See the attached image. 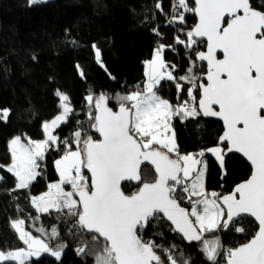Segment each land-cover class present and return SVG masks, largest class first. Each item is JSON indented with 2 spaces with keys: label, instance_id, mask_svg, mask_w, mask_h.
<instances>
[{
  "label": "snow or ice",
  "instance_id": "1",
  "mask_svg": "<svg viewBox=\"0 0 264 264\" xmlns=\"http://www.w3.org/2000/svg\"><path fill=\"white\" fill-rule=\"evenodd\" d=\"M156 8L163 11L160 3ZM172 8L169 24L185 25L187 13L197 22L186 32L178 30L184 38L177 35L175 44H159L144 61L143 88L117 95L116 111L105 94L87 95L90 128L98 138L81 130L71 139L55 134L74 111L69 96L57 90L61 111L42 124L44 138H12L10 163L0 169L15 177L14 190L29 189L41 177V161L49 151L62 152L54 161L58 180L31 196V204L37 213L67 210L77 218L75 226L93 234L92 241L100 244L102 238L96 264H178L170 249H163L162 259L157 252L161 245L145 239L152 222L161 219L183 239L202 242L211 264H218L222 250L224 264H264V2L257 8L253 0H174ZM175 45L192 53L184 75H175L177 66L164 59L166 48L175 50ZM100 55L96 49L98 62ZM198 62L206 63L200 74ZM162 81L175 84L177 103L158 95ZM9 115V109H0V120ZM200 116L221 120L223 134L214 147L181 154L172 120ZM206 152L215 157L224 177L228 154H242L250 162V175L226 195L209 192ZM145 166L153 171L151 180L142 174ZM133 181L136 190L126 193L125 182ZM185 200L190 207L182 206ZM242 216L254 218L257 225L246 243L222 249L219 237L204 239L205 233L229 230ZM11 227L24 247L0 248V264H34L32 258L44 254L61 260L66 245L52 247L49 242L60 235L56 226L50 234L37 229L48 240L27 231L22 219ZM77 253L85 254V248Z\"/></svg>",
  "mask_w": 264,
  "mask_h": 264
},
{
  "label": "trees",
  "instance_id": "2",
  "mask_svg": "<svg viewBox=\"0 0 264 264\" xmlns=\"http://www.w3.org/2000/svg\"><path fill=\"white\" fill-rule=\"evenodd\" d=\"M262 2L253 0V6L259 8ZM157 3L163 11L156 8ZM173 3L174 0H46L29 4V0H0V109L10 110L7 121L0 120V164L10 160L8 142L14 135L43 136L42 122L60 111L57 90L69 96L74 110L56 130L61 140L71 139L76 130L98 138L90 128L86 96L105 94L109 106L116 109L117 95H127L138 86L142 88L144 61L159 44H175L177 35L184 38L179 29L186 32L195 24L192 13L186 14L185 25L169 24ZM96 49L101 54L99 62ZM191 56L183 45H175V50L166 48L164 52L165 61L177 66L178 76L185 74ZM201 67L205 70V65L198 62V74ZM158 95L177 103V91L171 81L161 82ZM181 98L187 99L186 94H181ZM172 126L181 154L216 146L222 132L219 121L202 116L186 120L176 117ZM60 155L62 152L49 151L42 161L41 177L29 189L14 190L15 177L0 169V176L4 177L0 180V248L12 250L24 246L11 227V220L39 216L43 227H57L60 235L52 241H62L66 247L60 261L44 254L33 257L34 264H96L102 239L100 244L92 241L93 234L75 226L77 218L67 210L37 213L31 204V196L45 191L49 182L58 179L54 161ZM204 160L208 163L205 180L208 191L228 193L250 175V166L236 154L226 157V177L211 153L206 152ZM142 174L146 180L153 178L148 166ZM125 184L126 193L136 190V183ZM182 206L190 207L186 200ZM152 224L145 239L161 245L157 252L162 259L166 260L163 249L167 248L178 264L184 261L211 264L202 250V242L184 240L164 219ZM235 227L245 231L236 232ZM256 229L251 218L242 217L229 230L205 233L204 239L219 237L222 249L234 248L248 241ZM81 247L85 248V254L77 253ZM217 261L224 264L223 250Z\"/></svg>",
  "mask_w": 264,
  "mask_h": 264
},
{
  "label": "rangeland",
  "instance_id": "3",
  "mask_svg": "<svg viewBox=\"0 0 264 264\" xmlns=\"http://www.w3.org/2000/svg\"><path fill=\"white\" fill-rule=\"evenodd\" d=\"M42 1H46V0H41V2ZM153 55V54H152ZM152 58V56L149 58V59H151ZM149 59H147V60H149ZM144 71H145V67H144ZM146 79V78H145ZM144 83H145V81H144ZM144 85V84H143ZM142 88H143V86H142ZM142 88H140V89H142ZM87 97V96H86ZM60 111H61V109H60ZM60 111L57 113V114H55L54 116H56V115H58L59 113H60ZM54 116L53 117H51L50 119H47V120H45V121H50L52 118H54ZM45 121H43L42 122V124L45 122ZM42 131H43V129H42ZM55 134H57V133H55ZM58 135V134H57ZM15 136H21L22 137V139H24V138H29V137H27V136H23V135H14L13 137H11L10 139H9V141L12 139V138H14ZM44 138V133H43V136L41 137V138H31V139H33V140H41V139H43ZM9 143V142H8ZM10 159H11V157H10ZM58 159V158H57ZM10 163V160H9V162H7V163H4V164H2V165H7V164H9ZM43 167V164H42V161H41V168ZM40 171H41V169H40ZM57 175H58V173H57ZM59 178V177H58ZM58 180V179H57ZM57 180H54V181H52V182H55V181H57ZM15 183H16V180H15ZM70 190V189H69ZM46 191H47V189H46ZM44 192V191H43ZM43 192H41V193H43ZM209 192H211V191H209ZM40 193V194H41ZM40 194H38V195H40ZM36 217L37 216H34V217H29L28 219H22V220H24L25 221V229L27 230V231H30L34 236H42V234L40 233V232H38L37 231V229L38 228H41V227H43L41 224H40V220L39 219H36ZM14 220H17V219H13V220H11V223H12V221H14ZM45 230H46V233H49L50 234V232H51V228H45V227H43ZM42 238H44V239H46V240H48V236H42ZM50 243H51V246L52 247H56L58 244H63L64 245V243L62 242V241H57V242H53L52 240L51 241H49ZM22 247H24V246H22Z\"/></svg>",
  "mask_w": 264,
  "mask_h": 264
},
{
  "label": "water",
  "instance_id": "4",
  "mask_svg": "<svg viewBox=\"0 0 264 264\" xmlns=\"http://www.w3.org/2000/svg\"><path fill=\"white\" fill-rule=\"evenodd\" d=\"M195 19H196V21H195V23L197 22V18L195 17ZM194 26V25H193ZM204 50V49H203ZM200 63H203L204 65H205V71H206V63L205 62H200ZM110 107V106H109ZM114 111H116V110H118V107L116 108V109H113ZM202 117H204V116H202ZM204 118H206V119H210V120H214V121H219L220 123H221V125H222V132L220 133V135H222L223 134V122L221 121V120H219L218 118H216V117H204ZM98 134V133H97ZM219 135V136H220ZM229 154H236V155H238V156H240L242 159H244L245 161H246V163L250 166V162H248L247 161V159L245 158V157H243L242 156V154H239V153H229ZM148 167H150V166H148ZM151 168V167H150ZM250 168H251V166H250ZM240 182H242V181H240ZM239 182V183H240ZM126 183V182H125ZM133 183H136L135 181H133ZM238 184V183H237ZM235 187V185L233 186V188ZM232 188V189H233ZM231 189V190H232ZM230 192V191H229ZM228 192V193H229ZM228 193H225V194H223V195H226V194H228ZM242 217H248V218H251L254 222H255V220H254V218H252V217H250V216H242ZM241 217V218H242ZM170 226H171V224H170V222L169 221H167L166 219H164ZM255 224H256V222H255ZM257 226V225H256ZM172 227V229H173V226H171ZM175 232V231H174ZM176 234H178L179 236H181L182 237V235L181 234H179V233H177V232H175ZM100 239H102V238H100ZM185 240V239H184ZM247 242V241H246ZM245 242V243H246ZM243 244V243H242ZM241 244H239V245H237L236 247H238V246H240ZM235 248V247H234Z\"/></svg>",
  "mask_w": 264,
  "mask_h": 264
},
{
  "label": "built area",
  "instance_id": "5",
  "mask_svg": "<svg viewBox=\"0 0 264 264\" xmlns=\"http://www.w3.org/2000/svg\"><path fill=\"white\" fill-rule=\"evenodd\" d=\"M172 13H173V8H171V15H172Z\"/></svg>",
  "mask_w": 264,
  "mask_h": 264
},
{
  "label": "crops",
  "instance_id": "6",
  "mask_svg": "<svg viewBox=\"0 0 264 264\" xmlns=\"http://www.w3.org/2000/svg\"><path fill=\"white\" fill-rule=\"evenodd\" d=\"M50 183V182H49ZM46 191V190H45ZM21 219H28V218H21Z\"/></svg>",
  "mask_w": 264,
  "mask_h": 264
}]
</instances>
